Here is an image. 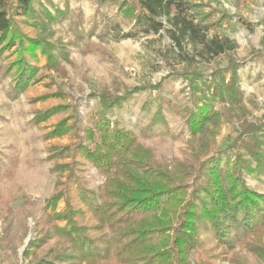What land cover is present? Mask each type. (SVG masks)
Returning a JSON list of instances; mask_svg holds the SVG:
<instances>
[{
    "label": "trees",
    "instance_id": "trees-1",
    "mask_svg": "<svg viewBox=\"0 0 264 264\" xmlns=\"http://www.w3.org/2000/svg\"><path fill=\"white\" fill-rule=\"evenodd\" d=\"M99 6L116 7V12L131 24L133 33H157L166 25L182 59L187 64V81L192 103L184 110L183 121L189 132L188 150L192 161L173 160L168 164L153 148L146 146L137 136L125 129L114 118L115 110L129 102L131 93L142 88L154 91L146 106L152 119L145 130L156 125L167 127L163 110L162 83L149 84L127 90L121 95L101 93L100 106L95 111L93 125L84 131L87 143L78 131L81 120L67 126L64 121L53 131L56 136L68 129L76 133L74 147L54 149L55 157L72 158L76 151L83 155L105 176L99 192L80 186L79 198L95 216L98 237H90L89 227L75 220L78 210L71 205L68 189L55 192L46 201L44 210L48 228L32 239L23 255L28 257L31 248L57 236L59 241L50 255L31 259L28 264H215L214 250L223 246L221 253H232L231 264H264V193L246 184L244 175L255 178L264 176V132L261 126L236 127V136L224 146H218L216 136L226 120L245 115L243 94L239 85V62L233 56L236 44L227 36H208L210 29L221 27L232 16L222 11L218 17L213 12H202L203 4L195 0H97ZM246 0H236L237 8ZM69 5L54 0H0V56L15 46L16 57L7 67L0 60V72L14 69L15 91H24L36 79L37 67L26 59H37V51L54 67L68 59V47L77 45V39L86 35L82 22H75V38L67 44L54 37L55 25L69 18ZM15 16L36 29L29 37L21 33ZM107 27L104 24L103 30ZM95 26L88 31L93 35ZM126 34L125 36H129ZM188 37L201 46V53L210 58H224L208 72L193 68L194 59L184 53L181 38ZM13 53V52H11ZM13 90V91H14ZM164 101V102H163ZM169 102V100L167 101ZM222 103L226 112H220L213 103ZM169 110L172 106H166ZM39 114L46 119L51 113ZM112 125V126H111ZM70 127V128H69ZM13 164L15 160H12ZM9 163L0 164V173ZM73 164H59L63 172L73 176ZM64 208L55 212L59 200ZM54 221H64L58 225ZM201 230L214 234L213 249H207L200 238ZM209 254L212 262H206ZM210 261V260H209Z\"/></svg>",
    "mask_w": 264,
    "mask_h": 264
},
{
    "label": "rangeland",
    "instance_id": "rangeland-1",
    "mask_svg": "<svg viewBox=\"0 0 264 264\" xmlns=\"http://www.w3.org/2000/svg\"><path fill=\"white\" fill-rule=\"evenodd\" d=\"M54 1L63 6V0ZM67 1L70 16L55 25L54 37L64 44L76 40L74 24L80 16L86 35L84 39L76 40L77 45L68 47V59L48 67L38 51L37 59L26 55V59L37 67V72L36 79L24 91L13 89L14 69L8 74L0 72V164L9 163L5 172L0 173V264H28L31 259L49 256L50 251L56 248L59 238L53 236L32 247L28 257L23 255L29 242L48 228L44 210L48 213L53 211L45 207L47 199L64 189H68L71 205L78 210L75 220L89 227L90 237L100 244L98 237L101 232L93 228L96 218L80 200L79 191L82 186L99 192L105 176L79 151L72 158L55 157L56 147L73 148L77 138L73 129L59 136L53 131L61 121L71 127L77 116L81 120V125L78 123L80 141L87 143L84 131L95 121L101 93L121 95L136 87L162 83L165 89L160 94L169 100L163 101L167 127L160 124L152 130H145L155 108L154 103L151 111H147L146 106L158 95L146 88L133 91L129 102L115 110L111 120L118 119L125 129L153 148L168 164L176 159L192 161L188 150L190 134L183 121V112L192 103L187 64L171 38L172 27L166 25L157 33H133L131 24L118 15L116 7L99 6L97 0ZM195 2L203 4L202 12H213L215 17L222 11L232 16L229 21H223L221 27L208 31V36H227L236 44L233 56L239 62V85L246 110L243 116L234 110L235 117L220 126L216 140L222 147L236 136V127L243 121L249 126L264 124V0H246L240 8H237L236 0ZM15 20L21 33L29 37L36 35V29L24 22L23 17L15 16ZM105 23L107 27L103 30ZM92 26H95V32L87 36ZM181 46L184 53L194 59L192 69L208 72L226 63L224 58L202 54L201 46L188 37L181 38ZM14 48L1 54L3 66L7 67L16 57ZM166 106L174 109L169 110ZM213 107L223 113L227 108L218 102H214ZM49 111L51 115L48 118H37L40 113ZM59 164H73V176H68L69 168L61 172L57 168ZM244 179L249 187L264 193V176L255 178L245 174ZM63 208L61 199L55 212ZM54 223L63 225L64 221ZM200 238L205 248L213 249L215 237L211 230H201ZM261 238L264 241V236ZM223 249L221 246L214 250L215 264H231L232 253L223 254ZM203 257L206 262H212L209 254Z\"/></svg>",
    "mask_w": 264,
    "mask_h": 264
}]
</instances>
